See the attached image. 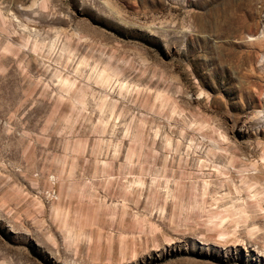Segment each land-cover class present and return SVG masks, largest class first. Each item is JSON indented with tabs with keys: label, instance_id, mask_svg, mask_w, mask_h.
Instances as JSON below:
<instances>
[{
	"label": "rangeland",
	"instance_id": "obj_1",
	"mask_svg": "<svg viewBox=\"0 0 264 264\" xmlns=\"http://www.w3.org/2000/svg\"><path fill=\"white\" fill-rule=\"evenodd\" d=\"M0 264H264V0H0Z\"/></svg>",
	"mask_w": 264,
	"mask_h": 264
}]
</instances>
